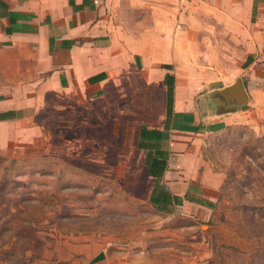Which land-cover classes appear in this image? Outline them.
I'll return each instance as SVG.
<instances>
[{"label": "rangeland", "instance_id": "rangeland-1", "mask_svg": "<svg viewBox=\"0 0 264 264\" xmlns=\"http://www.w3.org/2000/svg\"><path fill=\"white\" fill-rule=\"evenodd\" d=\"M182 71L180 90L199 92L201 114L184 116L188 141L216 181L190 203L153 209L140 191L137 118L106 102L100 116L82 103L66 112L55 99L35 130L21 127L23 138L0 149V264H264V100L253 94L218 116L216 100L200 102L204 72Z\"/></svg>", "mask_w": 264, "mask_h": 264}, {"label": "crops", "instance_id": "crops-1", "mask_svg": "<svg viewBox=\"0 0 264 264\" xmlns=\"http://www.w3.org/2000/svg\"><path fill=\"white\" fill-rule=\"evenodd\" d=\"M184 68L204 72L203 105L237 77L248 99L264 100V0H0V149L23 138L21 127L35 130L32 119L55 99L66 100V112L82 103L97 116L106 102L129 124L138 120L131 139L148 201L155 184L148 154L165 160L159 183L191 197L216 177L199 170L188 141L184 116L195 123L201 114L192 111L199 92L180 90ZM218 103L214 114L235 112Z\"/></svg>", "mask_w": 264, "mask_h": 264}, {"label": "trees", "instance_id": "trees-1", "mask_svg": "<svg viewBox=\"0 0 264 264\" xmlns=\"http://www.w3.org/2000/svg\"><path fill=\"white\" fill-rule=\"evenodd\" d=\"M166 67V65H162ZM173 76L168 75L166 77V85H167V115H169L172 111V102H173ZM157 156V155H156ZM156 156H151L148 154L146 156L145 164L148 167V174L155 178V184L151 195L149 197V203L153 207V209L169 212L171 211L170 206L179 205L182 203V200L192 201L193 199L185 194L183 197L172 195L164 185L159 183V178L165 167V160L158 159Z\"/></svg>", "mask_w": 264, "mask_h": 264}, {"label": "water", "instance_id": "water-1", "mask_svg": "<svg viewBox=\"0 0 264 264\" xmlns=\"http://www.w3.org/2000/svg\"><path fill=\"white\" fill-rule=\"evenodd\" d=\"M214 100H216L217 103L227 104V108H229L228 110L230 111L236 110L238 105L245 107L247 95L241 80L237 78L234 83L218 90L214 96ZM232 103L233 105L231 106Z\"/></svg>", "mask_w": 264, "mask_h": 264}]
</instances>
